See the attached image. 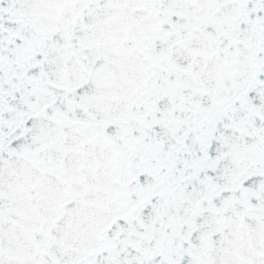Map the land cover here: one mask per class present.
<instances>
[{"label":"snow or ice","instance_id":"1","mask_svg":"<svg viewBox=\"0 0 264 264\" xmlns=\"http://www.w3.org/2000/svg\"><path fill=\"white\" fill-rule=\"evenodd\" d=\"M0 264H264V0H0Z\"/></svg>","mask_w":264,"mask_h":264}]
</instances>
